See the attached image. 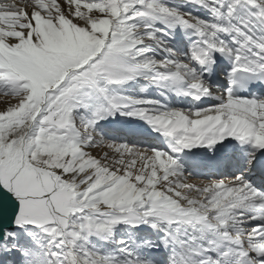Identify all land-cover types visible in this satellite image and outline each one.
Returning a JSON list of instances; mask_svg holds the SVG:
<instances>
[{"label": "snow or ice", "instance_id": "6c2138e0", "mask_svg": "<svg viewBox=\"0 0 264 264\" xmlns=\"http://www.w3.org/2000/svg\"><path fill=\"white\" fill-rule=\"evenodd\" d=\"M0 97V264H264V0H0Z\"/></svg>", "mask_w": 264, "mask_h": 264}, {"label": "rangeland", "instance_id": "374dc122", "mask_svg": "<svg viewBox=\"0 0 264 264\" xmlns=\"http://www.w3.org/2000/svg\"><path fill=\"white\" fill-rule=\"evenodd\" d=\"M3 103H4V98L0 97V104H3Z\"/></svg>", "mask_w": 264, "mask_h": 264}, {"label": "bare ground", "instance_id": "6f19581e", "mask_svg": "<svg viewBox=\"0 0 264 264\" xmlns=\"http://www.w3.org/2000/svg\"><path fill=\"white\" fill-rule=\"evenodd\" d=\"M195 153L196 155H198V150L195 149ZM200 155V154H199ZM223 163L220 164V166L222 165Z\"/></svg>", "mask_w": 264, "mask_h": 264}]
</instances>
